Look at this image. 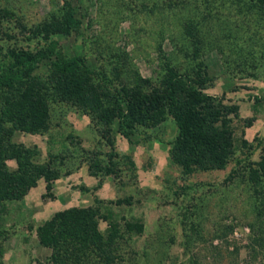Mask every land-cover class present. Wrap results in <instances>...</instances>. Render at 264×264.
I'll use <instances>...</instances> for the list:
<instances>
[{"label":"rangeland","instance_id":"1","mask_svg":"<svg viewBox=\"0 0 264 264\" xmlns=\"http://www.w3.org/2000/svg\"><path fill=\"white\" fill-rule=\"evenodd\" d=\"M2 2L28 25L69 4L79 12L83 26L70 38H58L64 53L85 56L95 71L106 72L113 81L119 71L132 82L139 75L159 84L170 58L187 68L191 42L184 33L191 20L213 43L199 59L212 80L207 92L239 105L240 119L234 123L236 155L231 165L186 176L170 157L178 135L172 118L155 128H137L130 139L113 133V148L82 110L51 101L50 130L40 135L17 132L14 141L37 149V160L51 163L60 177L51 192L41 179L23 200L0 206V264L47 263L52 251L40 244L38 228L57 212L74 207H99L106 217L100 222L105 235L111 225L123 231L127 223L144 224L143 234L120 241L126 261L119 264H145L139 259L145 249L148 264H264V247H252L264 224L257 220L247 178L238 172L234 181H226L232 169H238L237 162L244 161L249 169L248 163L258 162L264 149V19L229 0ZM226 29L235 34V44L225 38ZM256 56L258 65L263 64L259 68L252 66ZM45 70L42 67L40 74L45 76ZM251 119L252 126H246ZM96 162L114 165L115 173L97 171ZM9 165L16 170L15 162ZM125 199L132 204L117 203ZM185 233L190 237L188 250L181 245Z\"/></svg>","mask_w":264,"mask_h":264},{"label":"trees","instance_id":"2","mask_svg":"<svg viewBox=\"0 0 264 264\" xmlns=\"http://www.w3.org/2000/svg\"><path fill=\"white\" fill-rule=\"evenodd\" d=\"M0 0V206L8 201H21L44 179L47 191L60 177L51 163L37 160L39 151L14 141L17 132L46 134L51 127L50 102L77 107L88 116L111 147V135L118 133L130 139L137 128H155L168 118L176 123L178 135L171 148V161L186 176L226 170L236 155L234 123L240 119V106L207 92L211 77L207 65L200 61L206 45L213 44L197 24L189 20L184 39L191 43L187 56L190 65L182 69L167 59L160 83L138 75L134 82L117 71L114 81L85 56H68L59 37L70 38L83 26L79 12L69 4L60 13L28 25L9 4ZM209 1V0H208ZM227 1V0H226ZM246 5L264 19V0H229ZM230 45L235 34L226 29ZM24 36V37H23ZM21 42L34 43L22 45ZM264 59V55H261ZM200 59V60H199ZM259 58L252 61L259 68ZM92 65V66H91ZM257 66V67H256ZM45 67L44 74L40 69ZM99 77L103 78V81ZM99 78V79H98ZM252 126L254 120L246 121ZM116 129V130H115ZM245 147L248 143L243 141ZM115 154L110 155L111 162ZM15 162L16 170L10 169ZM237 162L227 182L244 172L251 193V203L258 209L257 220L264 224V149L258 162L249 169ZM112 165V163H111ZM97 171L115 173L114 165L96 162ZM106 168V169H104ZM246 168V169H245ZM94 175H97L95 172ZM118 204L131 205V199ZM99 207H74L59 211L38 228L40 244L51 249L47 263L38 264H119L126 261L120 254V241L129 235L144 233L143 223H127L122 231L111 225L107 235L100 230L105 219ZM261 221V222H260ZM256 225H252L255 232ZM0 231V242L3 237ZM186 250L190 237L183 234ZM264 247V230L259 227L252 247ZM140 258L149 262L148 250ZM193 261V260H192ZM145 262V264H148Z\"/></svg>","mask_w":264,"mask_h":264}]
</instances>
